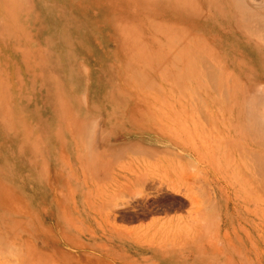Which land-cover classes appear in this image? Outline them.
<instances>
[{"label":"rangeland","instance_id":"obj_1","mask_svg":"<svg viewBox=\"0 0 264 264\" xmlns=\"http://www.w3.org/2000/svg\"><path fill=\"white\" fill-rule=\"evenodd\" d=\"M3 136L0 264L221 240L264 264V0H0ZM219 204L241 231L191 232Z\"/></svg>","mask_w":264,"mask_h":264},{"label":"crops","instance_id":"obj_2","mask_svg":"<svg viewBox=\"0 0 264 264\" xmlns=\"http://www.w3.org/2000/svg\"><path fill=\"white\" fill-rule=\"evenodd\" d=\"M10 117V115H9ZM7 123V143L10 146L16 145V133H15V124L12 118H8ZM32 122V120H31ZM30 122V123H31ZM27 127L29 125H26ZM32 126V125H31ZM6 137H2L0 142L4 143ZM30 140H26L20 144H30ZM103 143L111 144L110 135L103 134ZM111 146V145H110ZM109 146V148H111ZM11 147H9L10 149ZM221 205V206H220ZM192 216L195 215L193 213V209H191ZM215 216V214H213ZM233 213L227 208V206H223V204H219V222L216 225L212 226H201V225H190L191 232L194 233H202V232H215L218 234L221 233H235L239 232L240 225L235 224L232 219ZM246 217H250V214H247ZM159 220L156 217H152L150 221H148L145 226L134 225L135 229H139L142 227L143 229H150V232L156 233L159 231L158 229ZM242 228V231L254 232L253 224H245ZM216 247H209L207 243L201 241H192L189 242L188 246L171 248L167 252L161 251L159 247H150V248H141V250H136L132 254L134 256L128 255V250L126 249V259H130L131 261H135L136 264H255V259L253 256L249 254L247 262L241 260L240 254V246L238 243L233 241H217ZM214 250V252L212 251ZM254 254V253H252ZM141 255V256H140Z\"/></svg>","mask_w":264,"mask_h":264},{"label":"bare ground","instance_id":"obj_3","mask_svg":"<svg viewBox=\"0 0 264 264\" xmlns=\"http://www.w3.org/2000/svg\"><path fill=\"white\" fill-rule=\"evenodd\" d=\"M249 97H250V96H249ZM252 98L254 99V97H252ZM260 98H261V97H260ZM262 98H263V97H262ZM249 99H250V98H249ZM262 100H263V99H262ZM251 112H252V111H251ZM252 117H254V119H255V116H252ZM252 117H251V118H252ZM252 119H253V118H252ZM256 120H257V119H256ZM254 122H255V120H254Z\"/></svg>","mask_w":264,"mask_h":264}]
</instances>
